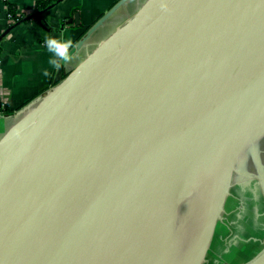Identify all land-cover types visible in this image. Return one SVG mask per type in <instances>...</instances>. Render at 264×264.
<instances>
[{
    "label": "water",
    "instance_id": "water-1",
    "mask_svg": "<svg viewBox=\"0 0 264 264\" xmlns=\"http://www.w3.org/2000/svg\"><path fill=\"white\" fill-rule=\"evenodd\" d=\"M67 60L0 137V264H204L228 197L264 213V0H145Z\"/></svg>",
    "mask_w": 264,
    "mask_h": 264
},
{
    "label": "crops",
    "instance_id": "crops-1",
    "mask_svg": "<svg viewBox=\"0 0 264 264\" xmlns=\"http://www.w3.org/2000/svg\"><path fill=\"white\" fill-rule=\"evenodd\" d=\"M36 1L11 0V3L17 15L26 16L36 11ZM118 1L61 0L40 15V20L31 18L23 21L1 39L0 105L3 109L6 107L13 112L10 115L0 112V137L13 125L22 109L38 100L55 84L54 79L61 59L53 57L45 41L49 38L71 40L73 47L86 31ZM144 1L126 2L93 34L91 42H86L84 46L95 43L102 32L107 31V34H110L116 27L114 29L105 27L109 21L124 22L123 19L126 17L128 19L129 15ZM6 10L3 0H0V35L11 24L6 19ZM84 46L66 61L63 69L65 75L85 57ZM53 58L58 60V66L49 63V60Z\"/></svg>",
    "mask_w": 264,
    "mask_h": 264
},
{
    "label": "rangeland",
    "instance_id": "rangeland-1",
    "mask_svg": "<svg viewBox=\"0 0 264 264\" xmlns=\"http://www.w3.org/2000/svg\"><path fill=\"white\" fill-rule=\"evenodd\" d=\"M122 22L112 20L105 27L114 29ZM100 35L95 43L84 46V56L108 34L105 31ZM87 42L90 43L91 39ZM224 209L204 264H242L264 238V213L249 197L237 202L228 197Z\"/></svg>",
    "mask_w": 264,
    "mask_h": 264
},
{
    "label": "flooded vegetation",
    "instance_id": "flooded-vegetation-1",
    "mask_svg": "<svg viewBox=\"0 0 264 264\" xmlns=\"http://www.w3.org/2000/svg\"><path fill=\"white\" fill-rule=\"evenodd\" d=\"M258 150H259V148H258ZM258 157H259V155H258L257 151L252 152V154L249 156V159H247L245 165L242 164L240 166V169H241V171L243 173H246L247 171H250V170L253 171V173L250 175L251 177H247V179L248 180H255V181H257V183H258V185L260 187V190L262 192V197L264 198V196H263V194H264V165H262L260 163V160L258 159ZM240 182L242 183V181H239V183Z\"/></svg>",
    "mask_w": 264,
    "mask_h": 264
},
{
    "label": "clouds",
    "instance_id": "clouds-1",
    "mask_svg": "<svg viewBox=\"0 0 264 264\" xmlns=\"http://www.w3.org/2000/svg\"><path fill=\"white\" fill-rule=\"evenodd\" d=\"M45 43L48 51L53 54V57L67 60L69 49L72 47L71 40L49 38L45 41ZM55 58L50 59L49 63L54 66H58V60Z\"/></svg>",
    "mask_w": 264,
    "mask_h": 264
},
{
    "label": "trees",
    "instance_id": "trees-1",
    "mask_svg": "<svg viewBox=\"0 0 264 264\" xmlns=\"http://www.w3.org/2000/svg\"><path fill=\"white\" fill-rule=\"evenodd\" d=\"M61 0H37L36 1V3H35V9H36V11H42V10H44V9H46L49 5H52V4H54V3H56V2H60ZM6 7H7V9H8V11L12 14V16H13V23H16V22H18V21H20V20H22L23 18H24V16H21V15H17L16 14V11H15V8H14V6H13V4L11 3V2H7L6 4ZM37 20H40V16H37V18H36ZM25 21H27V20H25ZM13 23H11L10 25H9V27L13 24ZM0 112H3V113H5V114H12V110H10V109H8V108H2L1 107V105H0Z\"/></svg>",
    "mask_w": 264,
    "mask_h": 264
},
{
    "label": "built area",
    "instance_id": "built-area-1",
    "mask_svg": "<svg viewBox=\"0 0 264 264\" xmlns=\"http://www.w3.org/2000/svg\"><path fill=\"white\" fill-rule=\"evenodd\" d=\"M9 3V2H11V0H3V3H4V5L6 4V3ZM5 8L7 9V7H6V5H5ZM6 19H7V21L9 22V23H13V16H12V14L8 11V9L6 10Z\"/></svg>",
    "mask_w": 264,
    "mask_h": 264
},
{
    "label": "bare ground",
    "instance_id": "bare-ground-1",
    "mask_svg": "<svg viewBox=\"0 0 264 264\" xmlns=\"http://www.w3.org/2000/svg\"><path fill=\"white\" fill-rule=\"evenodd\" d=\"M91 39V38H90Z\"/></svg>",
    "mask_w": 264,
    "mask_h": 264
}]
</instances>
